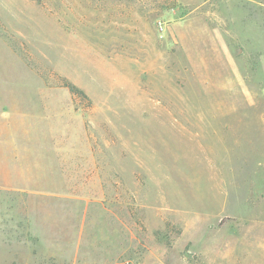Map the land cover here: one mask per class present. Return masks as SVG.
<instances>
[{
  "label": "rangeland",
  "instance_id": "374dc122",
  "mask_svg": "<svg viewBox=\"0 0 264 264\" xmlns=\"http://www.w3.org/2000/svg\"><path fill=\"white\" fill-rule=\"evenodd\" d=\"M264 0H0V264H264Z\"/></svg>",
  "mask_w": 264,
  "mask_h": 264
},
{
  "label": "crops",
  "instance_id": "0c3cea01",
  "mask_svg": "<svg viewBox=\"0 0 264 264\" xmlns=\"http://www.w3.org/2000/svg\"><path fill=\"white\" fill-rule=\"evenodd\" d=\"M264 260V259H263Z\"/></svg>",
  "mask_w": 264,
  "mask_h": 264
}]
</instances>
